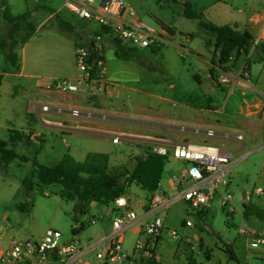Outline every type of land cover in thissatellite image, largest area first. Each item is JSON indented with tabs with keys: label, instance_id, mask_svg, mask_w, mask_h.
<instances>
[{
	"label": "rangeland",
	"instance_id": "374dc122",
	"mask_svg": "<svg viewBox=\"0 0 264 264\" xmlns=\"http://www.w3.org/2000/svg\"><path fill=\"white\" fill-rule=\"evenodd\" d=\"M185 2L201 12L203 19L217 25L230 22L236 16L248 20L250 16L264 12V0H126L136 12L134 23L144 21L156 28L166 23L174 27L176 34L171 37V42L158 50L139 49L130 59L121 61L115 54L116 42L109 41L108 35H105L107 62L114 67L124 62L130 72L129 76H122V80L130 76L135 80L123 82L125 88L119 87L117 94L111 88L102 98L90 97L98 101L91 104V109L78 106L84 104L75 101L83 94L74 93L70 100L65 98L68 94L60 93L59 100L64 103L62 107L65 111L49 109L57 106L56 99H47L45 102L49 108L41 110L40 116L31 108L29 125L25 123V111L32 98L28 91H34V86L28 84L26 77L5 76L0 94V139L7 140L8 147L18 156L8 163L0 162V249L8 246L10 237L39 239L46 229L55 228L62 234V243L76 242L83 248L95 243L82 255V259L92 264H115L100 261L96 252L98 248H103L101 242L112 232L113 220L121 216V211L112 203L89 201L84 206L85 212H82L77 206L78 199L62 196L60 183H40L36 167L38 164L54 165L65 154L82 161L89 152L97 151L108 153L110 168L117 170L123 168L126 162L147 155L151 142L142 139H158L163 142L217 145L230 150L232 160L237 161L229 188L234 194L231 205L221 204L222 191L217 190L210 206L202 211H193L183 199H179L159 212V216L164 218L156 249L161 262L264 264V248H247L245 238L239 232L245 224L264 232V219L254 212L245 214V205L264 208V197L260 199L255 192L257 186L264 188V116L259 124L241 126L231 122L227 113L214 110L203 112L187 105H206L205 98L211 96L214 108L221 109L227 102L230 105L237 100L235 96L227 99V89L213 82L212 76L220 73L212 72L214 63L219 66L218 52L208 42H214V37L199 25L198 19L186 16ZM8 12L28 15L21 20L20 30L15 35L8 31L12 25L5 16ZM51 12L56 14L50 16ZM59 17L73 22L74 29L61 28ZM43 20L44 23L39 26ZM258 24L264 26V19L260 18ZM99 28L97 22H87L64 8V0H0V71H8L11 65L6 54L10 51L21 54L23 44L28 42L27 57L33 65L37 63L41 74L57 72L68 77V70L79 72L75 66L74 42L79 37L88 41ZM28 34L30 37L26 39ZM13 40L18 43L10 44ZM182 44L189 52L182 49ZM239 58L248 59L253 82L264 90V51L251 48L249 53ZM129 86L135 90L129 89ZM75 106L80 113L72 112ZM89 111L95 115H86ZM200 113L214 118L212 128L218 132L216 135L204 136L190 130L207 129L194 119ZM240 116L244 117H240L243 120H252ZM25 126H33L43 132V140L41 136L30 143L24 137L14 141L10 139L11 134L23 133L21 130ZM240 133L242 141L237 138ZM117 135L120 141L114 142ZM22 156L25 158L22 159ZM183 167L181 160H166L161 184L170 197L177 191L169 188L167 179L181 173ZM27 176L34 181L32 190L23 184ZM124 185L125 196L137 214L144 211L140 203L149 200L144 198L150 192L136 183L125 181ZM250 191L251 200L247 201ZM231 207L233 212H230ZM93 219H96L95 223H92ZM188 219L194 222V227L185 225ZM8 224L11 226L8 227ZM82 224L84 228H81ZM140 225L137 221L124 232V247L128 251L132 250L137 238L147 239L145 234L134 232V228ZM75 228L79 230L75 232ZM173 230L178 236L172 235ZM191 245L195 246L194 250ZM227 246L232 247L235 258L226 252ZM0 264L3 263L0 261Z\"/></svg>",
	"mask_w": 264,
	"mask_h": 264
},
{
	"label": "built area",
	"instance_id": "2783aa9c",
	"mask_svg": "<svg viewBox=\"0 0 264 264\" xmlns=\"http://www.w3.org/2000/svg\"><path fill=\"white\" fill-rule=\"evenodd\" d=\"M64 8L87 22H97L101 29L94 31L88 41L75 48V62L79 70L77 77L39 78V85L46 92L71 94L86 91L92 95L105 93L108 89L104 56L105 35L136 49L161 48L170 43L171 37L175 35L162 24L156 28L144 21L134 23L136 12L126 0H64ZM261 43L264 44V26L255 37L252 50ZM182 49L189 52L184 44ZM233 58L234 56L230 57ZM212 80L216 85L227 89L228 97L237 88L240 89L242 114L264 115V90L259 89L253 82L248 59L242 62L238 70H225L217 76H212ZM43 109H47V106L44 105ZM72 112L79 113L76 109ZM237 138L243 140L241 134H237ZM113 141L119 142L120 137L115 136ZM149 148L153 153L182 160L184 167L181 173L171 177L172 191L177 193L172 197L168 196L166 191L161 189V182L152 192L145 222L134 228L135 233H143L147 239L143 241L137 238L131 251L124 247V232L138 221L139 216L124 195L117 197L114 206L121 211V216L113 220L112 232L101 242L103 248H98L96 252L100 261L115 264H151L153 258L157 259V244L164 226V218L159 216V212L167 209L176 200L183 199L193 211H202L210 206L214 193L219 190L222 191L223 206L231 205L234 201V194L229 190L231 177L234 176L231 151L207 143L190 142H172L167 145L165 142L155 141ZM255 192L258 197H264L263 187L257 186ZM251 196L250 191L246 200H251ZM233 211L231 207L230 212ZM95 222L96 219H93L92 223ZM185 225L195 226L190 219L185 221ZM239 232L243 234L247 248H264V232H259L247 224L241 226ZM172 235L178 236V233L173 230ZM61 236L58 229L48 228L39 239L10 237L8 246L0 249V261L3 264H38L53 259L61 264H92L82 259V255L94 245L84 249L76 242L62 243ZM186 241L190 244L189 239ZM191 248L194 250L195 246L191 245Z\"/></svg>",
	"mask_w": 264,
	"mask_h": 264
},
{
	"label": "trees",
	"instance_id": "16d2710c",
	"mask_svg": "<svg viewBox=\"0 0 264 264\" xmlns=\"http://www.w3.org/2000/svg\"><path fill=\"white\" fill-rule=\"evenodd\" d=\"M185 14L189 18L198 19L199 25L214 37V42L209 40V44H213L218 52V64L224 68V64L229 62L231 56L239 58L242 55L249 53L251 50L255 36L247 28L238 29L236 26L229 24L217 25L213 22L203 19L202 13L194 10L189 2H185ZM6 11V10H5ZM8 21L12 24L9 28L10 34L14 35L20 30V22L28 15L21 14H5ZM60 27L69 31L74 29L73 23L65 18L59 17ZM171 32L174 30L164 24ZM101 28H99L100 30ZM28 34L26 39L29 38ZM117 44L115 54L119 58L130 59L138 49L129 47L118 40H114ZM16 44L18 41H11L10 44ZM157 50L159 48H156ZM264 51V44L261 43L256 47ZM7 60L16 58L14 52L10 51L6 54ZM2 75H0L1 81ZM26 138L29 141V136L22 132L11 134V140ZM145 157H137L138 161L133 171H130L127 164L121 169L112 170L110 168V155L106 152H89L86 158L82 161L76 160L72 155L65 154L54 165L38 164L36 167L37 177L42 184L60 183L63 187L62 196L69 199H78L77 206L82 212H85V204L89 201L102 203H112L117 197L125 195V181L136 183L142 189L153 192L158 188L166 160V156L153 153L149 150ZM18 156L17 152L8 147V141L0 139V162L8 163ZM25 158L22 156V159ZM32 176V175H31ZM31 176L23 179V184L28 190L34 187V181ZM254 212L258 217L264 219V208L245 205V214ZM84 228V225H81ZM79 229L75 228L77 232ZM226 252L231 258H235L232 247L227 246ZM151 264H163L160 260L153 258Z\"/></svg>",
	"mask_w": 264,
	"mask_h": 264
},
{
	"label": "crops",
	"instance_id": "0c3cea01",
	"mask_svg": "<svg viewBox=\"0 0 264 264\" xmlns=\"http://www.w3.org/2000/svg\"><path fill=\"white\" fill-rule=\"evenodd\" d=\"M54 14H56V13L55 12H51L50 16H53ZM260 18L261 19H264V12L262 14L252 15V16H250L248 18V20H245V18H243V16H236L234 18V20H232L230 22H223V23L218 24V25L229 24L231 26H236L238 29L247 28L250 31H252V33L256 37L260 33V31H261V29L263 27V26H259V24H258ZM44 21L45 20H43L39 24V26L42 25L44 23ZM68 21H70V20H68ZM71 23H73V22H71ZM164 24H166V23H164ZM168 26H170V25H168ZM170 27L175 32L174 27H172V26H170ZM250 28H253L255 31L251 30ZM108 38H109L108 39L109 41L110 40H113L110 37H108ZM105 41H107V40L105 39ZM84 42H86V40H83L82 37H79V40L74 42V51H73V54L75 53L76 46L79 45V44H81V43H84ZM27 44H28V42H25L23 44L21 54L18 55L17 53L14 52L15 55H16V58L13 59V60H11V59L9 60V61H11V65L8 66L9 70L8 71H0V75H2V78H1V81H0V94H1L2 82H3L4 78H5V76L10 75V74L11 75H14V76H17V77H26L28 84L29 83H32L33 84L34 91H31V92L28 91V93L32 95V98H31L30 102L27 103L26 111H25V116H26V119H27L25 123H27L29 125L28 118L32 116V110H31V108L34 109V110H36L37 113H38V115L40 116V111L41 110H47V109H43V106L44 105H46L47 108H49L48 104L45 102L47 99H51V98L56 99V105L57 106L56 107H52V108L50 107L49 109H53V110L58 111V112L65 111L63 109V107H62V105L64 103L59 100V99H61V96L59 95L60 93L46 92L45 90H43L41 88V86L39 85V78L40 77H43V76H49V77H66V76H62V74H57V72H51L49 74H41L40 69L38 68L37 63L35 62L34 65H33V62H31L30 59L27 57V53H26V46H27ZM105 46H106V43H105ZM147 48H151V50H157L156 47H147ZM104 56H105V60H106L105 49H104ZM119 59L121 61L125 60L123 58H119ZM243 61L244 60H242L240 58L237 59V60H235L233 58L229 62H227L226 64H224V68H222V67H220V66H218L217 64L214 63L213 64L214 68H212V72H213V70L215 72H217V71L223 72V71L229 70V69L238 70L241 67ZM67 68L69 69V67H67ZM129 72H130V70L124 65V62H119L114 67L111 64H109L107 62V60H106V77L108 79V89H107V91L105 93L95 94V95H92L90 92H86V91L79 92V93H81L83 95H81V97L76 98L75 101L82 102L84 105H80L79 103H75V104H79L78 106H83V107H86V108H90L91 109L92 108V105L91 104L94 105L98 101L92 100V99H90V97L102 98V97H104V94L106 95L108 93L109 89H111V88H114L112 90H114L115 93L117 94L119 92V87L125 88V86L123 85L124 84L123 82H125V81L126 82H131V81H134L135 80L131 76L130 77H127V78H123V80H122L121 77L122 76H129ZM78 75H79V72H77V71H73V72L71 71L70 72L68 70V77L71 76V77L74 78V77H77ZM115 86H117V87H115ZM128 88L131 89V90H135L132 86H129ZM259 89H261V88H259ZM73 94L74 93L68 94L67 96H65V98L72 100L73 99ZM231 96H235V98H236L237 101H233L230 105H228V102H227V104H224V106L221 109L220 108H214V106H213L214 100H213V98L211 96L205 98V100L207 101V104L206 105H193V104H187V105L196 107L200 111H203V112L214 110L215 112L227 113L228 115L231 116V119H230L231 122H235V124L241 125V126H250L252 124H259L260 123V121L262 120V118L264 116L261 113L258 114V115H252V116H246V115H244V114L241 113L242 96H241L240 89L237 88L236 91L233 94H231L229 97H231ZM229 97L227 96V99ZM226 100H225V102H226ZM85 101H86V103H84ZM101 101H104V100H101ZM71 104L73 105L74 102H72ZM74 109L78 110V108L76 106L73 108V110ZM79 113H80V111H79ZM85 114L86 115H95L94 113H90V111L87 112V113H85ZM240 115H243L245 117H250V118H252V120H243V119L240 118V117H242ZM242 118H244V117H242ZM194 119H195V121H197V123H200V124L202 123L203 125H205L207 127V129L190 128L191 131H193L195 133H197V132L198 133H201L204 136H213V135H216L218 133V132L214 131V129L212 128V126L214 125L213 124L214 123V118H212L208 114H205V113L196 114L194 116ZM224 122H227V119H224ZM163 126H166V125H163ZM21 131H23V133L26 134V136H29V141H28L29 143L30 142H35V137H37V136L38 137L41 136L42 137V140H43V132L38 131L33 126L32 127L31 126H25L24 128L22 127V130ZM210 131L212 133H210ZM17 140H20V139H17ZM142 140L149 141L151 143L152 142H155V141H160L158 139H156V140L142 139ZM161 142H163V141H161ZM165 143L167 145H169L172 142L171 141H165ZM190 143H196V142H190ZM198 144H200V143H198ZM207 144H209V143H207ZM215 146H217V145H215ZM222 149H224V148H222ZM224 150H228V149H224ZM176 160H179L180 161V159H176ZM130 162H132V160L129 161V162H126V164H128ZM232 162H233V164L235 166V164H236L237 161H232ZM167 184H168L169 188L172 190L173 189V186H172V183H171V177H169L167 179ZM161 189L163 191H166V188L162 184H161ZM151 195H152V192H150L144 199H150L151 198ZM148 202H149V200L148 201L144 200V201H142L140 203V207L142 209L144 208V211H141L138 214V216H139L138 222L140 224H142V223L145 222V215H146V212H147V209H148ZM159 240H160V237H159ZM94 244H91V245H94ZM91 245H86V247L84 249H87ZM157 259L160 260V257L158 255H157ZM17 264H36V263L19 262ZM38 264H61V263L58 260L49 259L45 263H38Z\"/></svg>",
	"mask_w": 264,
	"mask_h": 264
},
{
	"label": "water",
	"instance_id": "95a60500",
	"mask_svg": "<svg viewBox=\"0 0 264 264\" xmlns=\"http://www.w3.org/2000/svg\"><path fill=\"white\" fill-rule=\"evenodd\" d=\"M137 163H138L137 160H134V161L130 162V163L127 165L128 169H129L130 171H133L134 168L136 167Z\"/></svg>",
	"mask_w": 264,
	"mask_h": 264
}]
</instances>
